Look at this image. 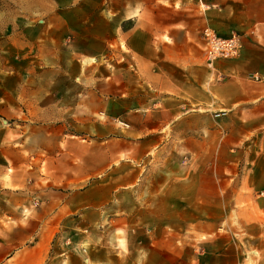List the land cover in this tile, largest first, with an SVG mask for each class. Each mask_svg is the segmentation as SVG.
Instances as JSON below:
<instances>
[{
  "label": "rangeland",
  "instance_id": "obj_1",
  "mask_svg": "<svg viewBox=\"0 0 264 264\" xmlns=\"http://www.w3.org/2000/svg\"><path fill=\"white\" fill-rule=\"evenodd\" d=\"M194 2L0 0L1 179L21 170L36 175L39 159L23 161L18 155L45 154L53 135L94 138L118 154L127 148L128 159L122 156L113 165L123 169L128 164L129 183L95 212H82L79 221L61 228L49 264H264V129L248 135L250 144L237 143L242 130L231 128L229 114L182 107L185 98L137 79L135 65L125 63L134 56L125 39L129 44L134 39L137 23L148 28L153 22L196 19L187 17ZM152 9L158 11L154 17L147 13ZM206 27L213 30L205 25L186 42L183 34L172 35L170 42L162 36L161 44L170 48L153 50L146 38L141 44L158 59L184 56L190 42V55L202 58L210 70L217 60L235 57L208 63L202 38ZM232 34L243 44L239 33L225 37ZM154 70L183 73L165 61H158ZM103 74L110 76L105 82L111 84V97H91L96 112L81 107L64 132L55 121L41 118L46 104L71 99L54 95L57 90L72 87L86 95L88 79L100 80ZM125 79L128 95L121 102ZM79 99L81 105L90 100L84 95ZM136 171L139 176L131 182ZM20 189L8 182L0 185V205L6 207L1 214L22 213V208H10L22 201ZM31 205L24 215L38 207Z\"/></svg>",
  "mask_w": 264,
  "mask_h": 264
},
{
  "label": "crops",
  "instance_id": "obj_2",
  "mask_svg": "<svg viewBox=\"0 0 264 264\" xmlns=\"http://www.w3.org/2000/svg\"><path fill=\"white\" fill-rule=\"evenodd\" d=\"M194 1L187 17L196 19L185 18L168 22L167 25L153 22L148 28L137 23L134 39L130 44L128 38L125 39L127 48L134 53L133 58L126 59L125 63L135 65L137 79L150 80L158 91L171 97L185 98L184 104H180L182 107L194 105L218 114L221 111L225 115L229 114L232 117L231 128L235 131L242 130L237 133V140L234 141L250 144L251 140L247 142L248 135L254 130H259L260 133L264 129V0ZM147 13L154 17L158 11L152 9ZM205 25L211 26L217 34L224 37L239 33L244 39L240 54L235 58L217 60L209 70L202 58L190 55L189 51L194 50L190 42L185 44L184 56L166 55L158 56V59L154 53L147 55L145 46L141 44V40L146 38L153 50L170 48L169 44H161L162 36H168L169 42L171 36L177 34H183L185 42L194 40ZM176 26H180L181 30L177 31L174 28ZM145 43L148 48V42ZM158 61H165L183 73L165 75L159 71L155 72L154 65L158 64ZM144 70H148V73ZM161 76L166 78L165 82L160 81ZM108 77L110 76L106 74H103V80L94 77L91 79L93 84L88 79L90 88L87 89L86 95L72 87L67 91L57 90L54 95L71 99H56L46 104L45 108L40 110L41 118L55 121V127L62 128L61 131L64 132L65 123H71L81 107H86L88 112H96L95 109L91 110L95 105L91 97L99 101L111 97V90L108 88L111 84L105 82ZM120 79L122 87V75ZM125 83V94L121 89L120 99L123 95H128L127 79ZM140 83L137 82L136 85ZM81 95L90 98L84 101L83 106L79 99ZM140 103L136 101L137 105ZM124 107L127 110L128 104H124ZM87 127L89 128V124ZM77 138L78 136L66 138L63 135H53L50 144L52 147L46 148L45 154L38 156L36 153H30L31 156L26 157L19 153V160L22 157L23 161H29L30 157L39 159L40 170L36 169L37 174L34 176L21 170L11 173L9 178L1 179L5 170L4 166H0V185L8 182L11 186L22 188L19 192L23 195L21 202L10 205V208L14 209L22 208L18 209L22 211L21 215H3L1 213L6 207L0 205V220L3 224L0 225V264H49L53 240L61 228L72 220L79 221L82 212H95L97 207L109 201L119 186L129 183L128 164L123 163V169L113 165L115 160L121 162L122 156L128 159L127 148L118 154L104 143H97L94 138ZM8 159L10 160V157ZM138 176L137 171L133 172L131 182ZM33 202L38 207L32 209L29 216L24 215L23 210L32 208ZM4 216L14 221L5 222Z\"/></svg>",
  "mask_w": 264,
  "mask_h": 264
},
{
  "label": "built area",
  "instance_id": "obj_3",
  "mask_svg": "<svg viewBox=\"0 0 264 264\" xmlns=\"http://www.w3.org/2000/svg\"><path fill=\"white\" fill-rule=\"evenodd\" d=\"M206 60L212 64L217 58L236 57L242 49L239 36L232 34L230 37H220L211 28L202 30Z\"/></svg>",
  "mask_w": 264,
  "mask_h": 264
}]
</instances>
